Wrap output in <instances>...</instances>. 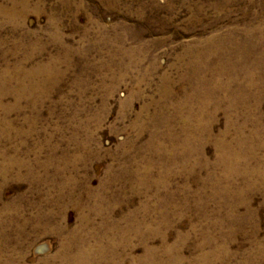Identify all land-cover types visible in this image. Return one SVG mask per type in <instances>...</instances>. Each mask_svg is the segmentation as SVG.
Segmentation results:
<instances>
[{
  "label": "rangeland",
  "instance_id": "1",
  "mask_svg": "<svg viewBox=\"0 0 264 264\" xmlns=\"http://www.w3.org/2000/svg\"><path fill=\"white\" fill-rule=\"evenodd\" d=\"M0 264H264V0H0Z\"/></svg>",
  "mask_w": 264,
  "mask_h": 264
}]
</instances>
